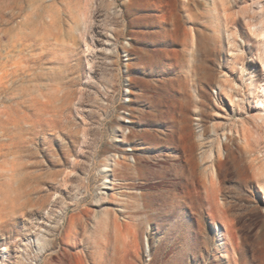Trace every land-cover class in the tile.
<instances>
[{
  "label": "rangeland",
  "instance_id": "obj_1",
  "mask_svg": "<svg viewBox=\"0 0 264 264\" xmlns=\"http://www.w3.org/2000/svg\"><path fill=\"white\" fill-rule=\"evenodd\" d=\"M0 264H264V0H0Z\"/></svg>",
  "mask_w": 264,
  "mask_h": 264
},
{
  "label": "bare ground",
  "instance_id": "obj_2",
  "mask_svg": "<svg viewBox=\"0 0 264 264\" xmlns=\"http://www.w3.org/2000/svg\"><path fill=\"white\" fill-rule=\"evenodd\" d=\"M246 105V104H245ZM246 109V108H245ZM246 112H248V111H245V113ZM242 113H244V111L242 112ZM242 113H241V115H242ZM248 116H251V114L248 112ZM252 119H253V123L256 125V126H259V114L258 115H256V116H253L252 117ZM262 119H263V116H262ZM128 131V130H127ZM128 133V132H127ZM126 133V134H127ZM132 133V132H131Z\"/></svg>",
  "mask_w": 264,
  "mask_h": 264
}]
</instances>
